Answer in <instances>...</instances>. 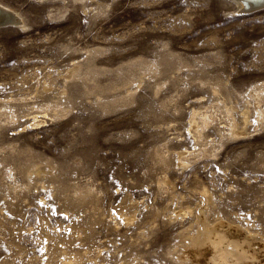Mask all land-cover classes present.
Here are the masks:
<instances>
[{
  "label": "rangeland",
  "instance_id": "rangeland-1",
  "mask_svg": "<svg viewBox=\"0 0 264 264\" xmlns=\"http://www.w3.org/2000/svg\"><path fill=\"white\" fill-rule=\"evenodd\" d=\"M0 6V264H192L204 226L264 257V8Z\"/></svg>",
  "mask_w": 264,
  "mask_h": 264
},
{
  "label": "bare ground",
  "instance_id": "bare-ground-1",
  "mask_svg": "<svg viewBox=\"0 0 264 264\" xmlns=\"http://www.w3.org/2000/svg\"><path fill=\"white\" fill-rule=\"evenodd\" d=\"M235 1L238 3L239 11H246L248 8V4L251 0H235ZM0 8L5 10L8 14L6 17H2L0 13V20H1L0 26H4L5 24H8L9 22L19 21L17 20L16 15H14L12 11L2 6H0ZM8 18H10V20L6 21ZM252 94L257 103L259 101L264 100V83H261L260 85L255 87L252 90ZM258 115H257L258 118L264 120V107L261 108V110H259ZM260 121L262 122V120ZM222 229L219 230L213 227L204 226L197 233L196 236L194 234L195 237L191 239V243H190L191 245L190 252L189 253L186 252V254L180 255L183 257L182 259H188V258L191 259L192 256L190 255H193V258H195L193 261L195 262L192 261V264H195V263L196 264H203V263H206V264H264L263 255L257 252L256 250L257 248L251 247V243L249 239L228 235L227 230H222ZM202 254L204 255V258L196 257L197 255H202ZM261 257L263 258L261 259ZM203 259L205 262H202ZM182 261H181V264H182Z\"/></svg>",
  "mask_w": 264,
  "mask_h": 264
},
{
  "label": "water",
  "instance_id": "water-1",
  "mask_svg": "<svg viewBox=\"0 0 264 264\" xmlns=\"http://www.w3.org/2000/svg\"><path fill=\"white\" fill-rule=\"evenodd\" d=\"M264 8V0H251L248 4L247 10H259ZM0 13L2 17H6L8 14L5 10L0 8ZM10 18H8L6 21H9ZM1 21V20H0Z\"/></svg>",
  "mask_w": 264,
  "mask_h": 264
}]
</instances>
